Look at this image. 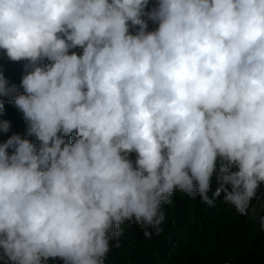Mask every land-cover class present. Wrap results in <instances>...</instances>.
Here are the masks:
<instances>
[{
    "label": "clouds",
    "instance_id": "clouds-1",
    "mask_svg": "<svg viewBox=\"0 0 264 264\" xmlns=\"http://www.w3.org/2000/svg\"><path fill=\"white\" fill-rule=\"evenodd\" d=\"M0 50L24 70H0V117L26 126L0 118L3 264H105L126 222L162 233L176 192L248 214L264 0H0Z\"/></svg>",
    "mask_w": 264,
    "mask_h": 264
},
{
    "label": "trees",
    "instance_id": "trees-1",
    "mask_svg": "<svg viewBox=\"0 0 264 264\" xmlns=\"http://www.w3.org/2000/svg\"><path fill=\"white\" fill-rule=\"evenodd\" d=\"M0 70L10 84L19 86L23 62L8 61L0 50ZM0 118L12 122V131L25 133L22 113L11 104H6V114ZM4 138L0 136V142ZM215 187L213 184V190ZM172 199V204L163 205L165 222L159 236L146 239L134 220L126 222L121 247L112 249L105 264H264V185L250 202L247 215L222 199L212 207L199 196L192 199L182 192L174 193ZM49 264L63 261L50 259Z\"/></svg>",
    "mask_w": 264,
    "mask_h": 264
}]
</instances>
